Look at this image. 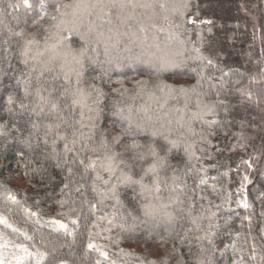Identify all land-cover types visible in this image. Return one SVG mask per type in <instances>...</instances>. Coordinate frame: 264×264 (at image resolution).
Masks as SVG:
<instances>
[{
	"label": "snow or ice",
	"instance_id": "1",
	"mask_svg": "<svg viewBox=\"0 0 264 264\" xmlns=\"http://www.w3.org/2000/svg\"><path fill=\"white\" fill-rule=\"evenodd\" d=\"M193 7L192 0H8L7 8L16 13L23 10V19L20 15L14 19L17 25L22 22L26 27L6 26L0 32V112L10 117L8 122L0 123V142L7 144L16 139L23 145L21 156L27 150L42 162H52L63 177L60 194L71 197L74 191L80 213L86 206L95 220H106L109 227L104 231L142 230L146 236H153L162 229L169 233L174 246L177 240L189 245L188 259L182 255L178 264H222L227 247L233 253L240 252L232 264H245L243 249H237L235 242L224 249L216 245L217 238L230 234L232 218L225 217L220 223L221 205H214L203 191L197 193V188L207 185L208 180L200 175L207 170L194 162L211 158L209 149H217L212 138L228 134L234 125V113L240 104L253 102V94L238 88L243 99H230L232 89L223 82L230 73L202 55L199 47L192 48L195 56L184 58L185 40L180 36L189 34L200 23H211L197 20ZM27 28L36 31L28 32ZM73 32L82 41L76 48L68 43ZM149 32L153 33L151 44ZM164 32L168 34L161 49L156 33ZM174 39L181 48L171 55L148 54L153 47L157 52L168 49ZM134 47H140L142 54L122 55L131 53ZM189 61L199 66L191 67ZM141 65L152 69L155 80H136L130 92L123 87L124 80L118 79L115 83L121 87L113 90L118 98L110 100L104 85L112 83L111 74L138 73ZM209 67L222 75L209 73ZM185 68L195 72V85L176 89L160 79L163 72ZM251 82H257L256 78ZM138 99L143 103L137 105ZM254 103L259 105V98ZM109 113L120 129L111 138L102 127ZM177 153L183 154V168L171 163ZM33 171L46 172L43 163ZM193 175L198 182L190 187L188 179ZM215 187L212 185L213 191ZM7 198L19 203L10 193ZM59 203L61 207L70 203L71 211H78L76 199ZM102 206L110 207L111 212L96 215ZM242 206L249 207L246 201ZM25 212L37 215L28 209ZM48 223L54 231L74 237L66 223L57 219ZM71 223L79 227V218ZM91 223L96 227L94 221ZM0 224L19 233L25 241L34 240V235L14 227L4 216H0ZM91 237L89 231L79 264H89L91 252L108 264H118L105 246L92 242ZM254 241L249 259L256 261L259 255V264H264V243L258 251ZM9 245L22 255L13 253L11 259L6 258L3 249ZM31 247L35 252L23 243H0V264H24L33 256L36 264H66L57 256L59 248L55 245L51 252L41 251L34 243ZM116 255L132 254L121 249ZM136 259L139 264H157ZM90 264L102 261L96 258Z\"/></svg>",
	"mask_w": 264,
	"mask_h": 264
},
{
	"label": "trees",
	"instance_id": "2",
	"mask_svg": "<svg viewBox=\"0 0 264 264\" xmlns=\"http://www.w3.org/2000/svg\"><path fill=\"white\" fill-rule=\"evenodd\" d=\"M260 5L262 4V0ZM8 0H0V32L5 30V27H11L13 29L25 28L22 22L17 25L14 17L20 15L21 20L23 19V10L19 13L13 12L12 9L7 8ZM194 5L193 11H196L199 17L200 13L197 10L200 6V0H192ZM205 5V4H204ZM231 18H235V14L230 15ZM235 20V19H234ZM161 23H163L161 21ZM261 30L263 31L264 40V11L262 12L261 19ZM167 28V25H164ZM189 29H193L192 25H188ZM204 27L198 26V28L193 29L189 34H184L180 36V39L185 40V44L182 46L185 51V57L195 56L196 53L192 52L193 46L199 47L202 55L208 57L214 61V63L219 65V68L223 69L225 72H229L230 75L225 76L223 82L227 84L228 88L232 89L230 99H242L239 97V93L236 91L238 88H244L245 84L249 78L246 71L237 69L228 64L227 55L219 54L216 55L217 51L208 50L206 41L211 35L203 29ZM229 31H235L236 34L239 32L235 27H230ZM240 30V29H238ZM28 32H34L36 29L27 28ZM183 33V29L179 30ZM234 32V33H235ZM238 32V33H237ZM229 33V32H227ZM150 34V32H149ZM167 32L156 33L158 36L161 47L167 37ZM229 35V34H228ZM243 37V35H241ZM245 38H235L236 47L240 48L241 39L246 40V44L243 46H248L250 42L249 34L244 35ZM190 37V38H189ZM219 43L227 42V35L219 36ZM72 47H79L82 43L80 36L73 32L70 34V39L68 41ZM173 50L181 48L175 39L170 45ZM164 47V46H163ZM172 53V52H171ZM141 50H136L131 53H122V55L136 56L141 55ZM213 54V55H212ZM180 59V57H177ZM191 67H198V63L194 64L189 61ZM208 72L219 77L222 75L220 71L215 68L209 67ZM240 73L242 75H237ZM112 83L105 84L104 90L109 94L110 100L117 99L113 94L114 89H118L121 85L115 83L118 79H123V87L127 88L130 92L136 87V80H155V76L152 75V69L140 66V71L138 73L129 72L126 76L119 72H114L111 74ZM160 79L163 83L179 89L181 87H190L196 84V74L188 70L187 68L183 70L167 71L160 74ZM239 79L240 84H233L232 81ZM143 103L142 100H136V104L139 105ZM247 104V103H246ZM246 104H240L237 111L234 113L235 121L234 125L228 129L227 135H218L212 138L213 144L217 146V149H209L211 153V158H203L196 163L198 168L202 167L206 169V173L201 172L200 175L204 176L208 180L207 185H201L197 188V193L203 191L206 197H209L214 205H221L219 208L220 223L224 222L225 217H231V228L230 234H224L215 240V243L221 249L225 246L231 245L235 242L237 249H243V255L246 256L245 248L243 246V238L248 230L252 236L255 238L256 246L260 249V245L264 243L261 240V229H264V146L262 149H256V151L251 152L253 136L246 133L249 127V123L252 120V114L248 113L249 108H246ZM244 105V106H243ZM251 107V106H248ZM10 117L6 112H0V123L8 122ZM115 117L111 114H106V122L102 123V127L107 131L111 138V135H116L119 133V125L114 123ZM243 122V128H241V123ZM250 131V130H248ZM254 133V132H253ZM241 134L243 138H241ZM260 138L264 136V128L262 129ZM19 136V133H16ZM143 139V137H141ZM257 146H262V141L256 140ZM23 145L16 139H10L7 144L0 142V216H4L10 224L14 227L27 232L29 235H34L33 241H25L19 233H14L11 228L5 227L0 224V243L4 241H13L15 243H23L25 246L29 247L30 251L35 252V248L31 245L34 243L36 248L41 251L51 252L53 245L60 248V245H64L60 248L56 254L58 257L62 258L66 264H79L80 258L84 255L86 251V246L88 243V232L92 233V242L100 245H104L106 250L109 252V256L118 261V264H139L136 257H140L143 260L156 261L157 264H178L181 256L188 259L189 245L187 243H180L178 240L173 244L172 239L169 237V233L163 231L162 229H157L156 234L153 236H146L142 230L135 233H121L119 229L113 228L111 232L104 231L105 228L109 227L106 220H95V217L90 216L88 213V208L85 206L83 208V213L79 211V198L77 194L73 191L71 197L62 196L60 194V182L62 180V175L59 169L55 168L50 161H41L37 158L34 152H28L25 150L23 156L20 155V149ZM259 155L256 164L254 165L253 174L250 178V182L245 187L246 193L249 199V207L244 208L243 196L241 194V184L239 182V173L241 171V162L248 161L251 155ZM33 160L34 163H29ZM43 163V168L46 172H37L33 169H37ZM172 164H179L181 168L184 166L183 154L177 153L171 160ZM241 165V166H240ZM244 165V164H243ZM225 173H227L225 175ZM18 176L27 183L25 189H19L11 186L6 180L10 177ZM212 177H216L215 180ZM195 182H198V177L193 175L188 179L189 186L192 187ZM212 185H215V191L212 189ZM8 193L15 196L19 203L14 204L11 200L7 198ZM129 196L132 195L131 192L128 193ZM72 200L76 199V207L78 211H71L72 205L70 203H65L61 207L60 200ZM199 202V201H198ZM207 200L204 201L207 204ZM28 209L30 212H35L37 215L30 216L25 212ZM110 207H101L96 213L98 216H102L105 213L111 212ZM215 211L216 209L213 208ZM63 213V215H61ZM79 218V227L73 225L71 220L74 218ZM248 217V219H244ZM51 219L60 220L68 225L69 230L74 231L73 236H65L64 233L56 232L52 229V226L48 223ZM92 221L96 223V227H92ZM239 235V239H237ZM112 239H107V237ZM164 240L166 242L162 243ZM43 241V242H42ZM116 241H119L117 244ZM60 244V245H59ZM155 245L164 253V257L159 256L154 258L151 256L150 252L146 250L149 246ZM132 246V247H127ZM141 250H137L138 248ZM124 252L131 253L130 256H117L116 253L120 250ZM5 257L11 259L12 254L22 255V253L17 252L11 245L8 248L3 249ZM240 252L233 253L231 247H227L226 254L222 259V264H232L233 258H239ZM89 264L92 260L99 258L102 264H108L104 261L102 257H99L98 253L91 252L88 253ZM15 264V262H13ZM24 264H36L35 256L29 257ZM42 264H47V261L42 262Z\"/></svg>",
	"mask_w": 264,
	"mask_h": 264
},
{
	"label": "rangeland",
	"instance_id": "3",
	"mask_svg": "<svg viewBox=\"0 0 264 264\" xmlns=\"http://www.w3.org/2000/svg\"><path fill=\"white\" fill-rule=\"evenodd\" d=\"M197 10L200 13V16L196 17L197 20L211 21V23L199 24L204 27L203 29H205L206 32H208V30L211 32L212 30L211 35L206 41L208 50L217 51L216 55L226 54L228 64H230V66L246 71L249 75L250 79L247 80L243 89L245 91H250L253 94V102L243 104H246V108H249L248 113H253V118L248 125L249 127H247L250 131L246 130V133L253 136L251 152L256 151V149L260 150L264 146V136L260 138V135H262L261 131L264 128V95H261V93L264 92V79H262V77H264V40L260 24L261 15L264 11V0H262L261 5L259 0H200V6ZM232 14H235V20L230 17ZM230 27H235L239 34H236V32L232 30L229 31L228 29ZM245 34H249L250 38V42L246 49L243 47L246 44V40L244 39H241L240 48L236 47V43L232 39H234V37L240 39L242 37L241 35H243L242 38H245ZM152 35V32L148 34L149 44L152 43ZM223 35H227V42L224 44L218 42L219 36ZM231 35H234V37L231 38ZM163 46L164 45L162 44L161 49H164ZM136 50H141V48L134 47L133 51ZM147 52L149 55H171L173 48L170 46L166 50L157 52V50L153 47L148 49ZM253 77L256 78L257 82H251ZM258 98L260 103L259 105H256L254 101ZM256 140L257 142L262 141V146H257ZM259 155L260 154L251 155L250 159L247 161L248 163L241 162L242 166L240 165L241 171L239 173V182L242 187L241 194L243 196V201H246L248 205L250 203L245 187L250 182L254 165L256 164ZM249 163L251 164V167H249ZM245 176L248 177L247 180L244 179ZM6 181L11 186L19 189H25L27 186V183L18 176H10ZM253 238L252 234L247 230L243 238V246L246 252V256L244 257L245 264H259V255L256 261L249 259ZM141 249L142 248L139 247L137 250ZM146 250H148L154 258H158L159 256L164 257L162 250L155 245L151 244V246H149Z\"/></svg>",
	"mask_w": 264,
	"mask_h": 264
}]
</instances>
